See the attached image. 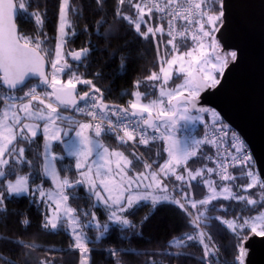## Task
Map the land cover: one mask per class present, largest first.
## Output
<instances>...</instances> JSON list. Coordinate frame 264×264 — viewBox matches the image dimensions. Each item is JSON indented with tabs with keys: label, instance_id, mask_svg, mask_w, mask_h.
Returning a JSON list of instances; mask_svg holds the SVG:
<instances>
[{
	"label": "snow or ice",
	"instance_id": "6c2138e0",
	"mask_svg": "<svg viewBox=\"0 0 264 264\" xmlns=\"http://www.w3.org/2000/svg\"><path fill=\"white\" fill-rule=\"evenodd\" d=\"M95 2L102 7L103 0ZM126 3L136 10L135 18L123 13L119 7L116 15L134 25L135 32L144 39L166 33L170 38L165 43L171 45V56L164 60L159 72H152L145 78L148 90L140 91L141 82L137 81V90L131 94L134 100H130L127 107H121L106 103L101 90L92 80L78 75L66 58L82 64L90 51L89 48H81L65 53L69 38L75 34L69 31L72 27L70 13L79 15L70 0H59L54 47L46 32L24 35L15 22L18 15H26L42 29L47 12L40 11V0H0V178H3L0 180V212L6 211L5 201L9 196L30 194L35 198L38 194L40 201L49 209L43 216L41 227L50 231L69 230L73 241L69 251H78V264H90V241L85 229L95 227L103 235L111 223L123 231L135 227L125 213L138 207L140 202L150 201L153 208L172 203L189 217L188 223L194 227L191 232L173 238L169 244L177 248L199 245L202 251L200 264H227V260L219 255L212 236L202 227L208 219L205 216L208 206L215 209L212 202L221 198L243 203L245 208L252 206L255 209L260 205L251 216L237 214L232 220L214 217L226 225L236 241L234 264H245L244 245L253 237L264 238V180L252 171L242 172L240 176L228 171L229 166H243L252 159L244 142L234 132L231 133L229 150L223 157H219V151L216 159L203 154L206 144L219 150L223 142L221 133L223 137L230 135L226 131L229 126L223 123L220 114L200 104L201 93L220 87L230 65L238 61V52H225L216 38L226 19V0H140L136 3L118 0L119 5ZM154 12L160 14L158 19L161 21L167 19V28L163 23L156 27L150 24ZM178 21L183 22L179 29ZM142 25L146 31L141 30ZM181 47L186 50L180 51ZM46 64H50V73L45 71ZM121 67L126 65L122 63ZM64 75L68 77L66 80L61 78ZM174 75L177 79L182 77V82L170 87L169 82L173 81ZM31 77H37L38 84L29 86ZM78 84L90 86L89 90L78 93ZM152 89H158V94ZM144 100L147 102H142ZM69 110L84 119L65 115ZM204 113H210L212 117L213 135L209 137L206 133L203 138H186L182 142L177 136L180 122H203ZM73 131L76 139L67 142L65 150L75 158L74 166L80 177L76 180L69 179L67 175L61 178L55 162L62 160L63 156L51 152V142L62 141L61 133L68 136ZM41 134L44 150L39 175L50 178L54 190H45L40 184L30 189V177L15 174L19 165L33 164L25 155V145L33 143ZM104 136L114 137L121 145L132 142L134 149L144 145L149 153L159 139L162 144L154 156L159 158L164 154L166 158L161 163L159 159L146 157L143 152L134 150L130 159L123 151H110L102 142ZM93 157L89 165V159ZM199 158L210 161L215 167L208 164L196 169L189 167V161L195 163ZM134 161L142 163L144 171L129 175L135 169ZM13 174L15 178L9 179ZM214 176L223 183H218ZM245 177L249 183H233ZM173 178L179 182L173 185V191L180 189L176 196L169 192V184L166 183ZM144 181L148 183L143 184ZM84 184L88 186L89 199L94 197L108 211L103 224L95 211L81 214L69 205L67 189ZM142 184L145 191H134ZM196 185L206 187L208 195L193 199L190 190ZM257 185L262 190L258 193L259 199L241 194V189L246 193ZM233 187L237 191L234 192ZM81 216L85 219L82 220ZM21 224L27 227L30 221L25 218ZM95 239L99 240L100 236ZM111 255L116 256L117 253L111 252ZM172 255L179 257L182 253ZM0 260L4 264H12L2 255ZM40 264L51 262L43 260Z\"/></svg>",
	"mask_w": 264,
	"mask_h": 264
},
{
	"label": "trees",
	"instance_id": "16d2710c",
	"mask_svg": "<svg viewBox=\"0 0 264 264\" xmlns=\"http://www.w3.org/2000/svg\"><path fill=\"white\" fill-rule=\"evenodd\" d=\"M70 4L79 11V15L70 13L72 27L69 31L75 34L69 38L65 53L81 48H89L90 51L82 64L72 61L67 56L66 58L78 75L84 79L92 80L93 84L101 90L105 102L127 107L129 101L133 99L131 94L137 88L136 82H141L140 91L148 90L145 78L152 72H159L161 64L171 56L170 45L165 43L169 37L166 33L164 35L158 33L155 38L150 36L148 39L139 36L133 25L121 20L116 15V9L119 7L123 13L133 16V8L128 7L127 3L119 5L118 0H103L101 7L96 4L95 0H70ZM40 5V11L43 13L46 10L47 12V19L42 29L26 15H18L16 23L24 35L35 36L46 32L47 36L51 38V46L54 47L59 0H40ZM160 23H163L167 28L166 20L161 21L157 15H154L150 21L153 27ZM141 30L146 31V27L142 25ZM168 50L170 52L167 56ZM185 50V47L180 48V51ZM114 55L115 58H113ZM122 57L125 59L122 60ZM122 63L126 67H121ZM35 82L38 84L37 81L33 83ZM89 87L78 84V93L82 94L84 91H88ZM38 90L40 89L38 88ZM152 91L157 90L152 89ZM211 124L210 120L197 124L199 132ZM102 142L110 149L123 151L126 156L132 159L131 154L134 150L129 146L121 145L114 137L104 136ZM161 144L162 141H156L151 146V153L142 145L140 152H143L146 157L159 159L162 163L166 158L164 154L159 158L154 156L155 152L160 150ZM43 150L44 141L43 136L40 135L33 143L25 145V155L33 161V164L19 165L16 170L15 174L30 177V189L36 184L43 187L53 185L50 178L39 175L42 172ZM51 151L63 156L62 160L55 162L61 178L67 175L71 180L78 179V174L73 167L74 161L64 154L61 144H54ZM210 152V149L204 146V156ZM134 164L135 169L132 173L144 171L142 163L134 161ZM203 164H208L211 167L203 158L197 159L195 163L189 161V167L193 169L199 168ZM250 166L256 173L253 163ZM243 171V169H233L230 173L240 176ZM15 174L8 178L14 179ZM2 179L0 178V180ZM166 183L169 184V192L173 196L180 192L179 188L173 191V185L179 183L174 178ZM233 183L236 185L246 184L248 179L245 177ZM193 184L195 185V182ZM258 187L259 185L250 190L254 191ZM190 191L192 198L196 200L203 198L207 193L201 185H196ZM67 192L70 194L69 205L76 208L79 213L95 211L99 222L101 224L106 222L108 211L104 207L96 205L93 197L89 199L90 193L84 185L67 189ZM212 203L215 205V209L209 205L206 212L208 219L202 225L203 230L212 236L213 242L219 248V255L227 260V264H234V257L237 254L235 251L236 241L226 225L214 217L220 216L224 220H232L237 214L251 216L259 210L260 205H257L255 209H252V206L245 208L243 203L223 199ZM5 204L6 211L0 212V255L11 261L12 264H40V261L43 260L50 261L51 264H78L80 258L78 251H69L70 245L73 243L70 231L67 229L50 231L41 227L45 210L44 203L38 196L35 198L30 194L9 196ZM91 205L96 207L93 208ZM221 205L227 211L218 210L217 207ZM190 211L196 212L194 209H190ZM125 215L135 227L121 231L118 225L109 223L108 232L103 235L94 228L87 230L90 241L88 244L90 264H153V262L154 264H200L202 251L199 245L177 248L169 244L173 238L179 237L185 232H191L194 227L188 223L189 217L175 204L163 203L153 208L151 203L140 202L138 207L129 210ZM145 217L148 219L145 220ZM25 218L30 221V225L27 227L21 224ZM81 219L85 218L81 216ZM96 233L100 236L99 240L95 239ZM5 240L11 242L6 243ZM17 241L21 243L17 244ZM189 244L191 245V242ZM33 245L34 247H31ZM111 252H116L117 255L113 256ZM177 252L182 255L179 257L172 255ZM0 264H4V261L0 260Z\"/></svg>",
	"mask_w": 264,
	"mask_h": 264
},
{
	"label": "water",
	"instance_id": "95a60500",
	"mask_svg": "<svg viewBox=\"0 0 264 264\" xmlns=\"http://www.w3.org/2000/svg\"><path fill=\"white\" fill-rule=\"evenodd\" d=\"M226 5L216 38L225 52H238V61L230 65L220 87L201 93L200 104L215 109L240 135L258 178L264 180V0H226ZM48 68L46 64V72ZM32 80L38 82L37 77ZM244 247L245 264H264V238L253 237Z\"/></svg>",
	"mask_w": 264,
	"mask_h": 264
},
{
	"label": "rangeland",
	"instance_id": "374dc122",
	"mask_svg": "<svg viewBox=\"0 0 264 264\" xmlns=\"http://www.w3.org/2000/svg\"><path fill=\"white\" fill-rule=\"evenodd\" d=\"M136 2H140L139 0L137 1V0H133V3H136ZM128 7H131V5H128ZM128 11V10H127ZM132 13H133V18H135V13H136V10L133 8L132 9ZM126 15H128V14H126ZM129 16H131V15H129ZM145 19L147 20V16H145ZM133 28H134V25H133ZM170 58V57H169ZM49 73L51 72V67H50V64H49ZM63 80H66L68 77H67V75H64V76H62L61 77ZM34 81L32 80L31 81V83H29V86H31V85H33V84H37L36 82L35 83H33ZM182 82V77L180 78V79H177L176 77H175V75H174V77H173V81H170L169 82V86L171 87V86H174V84H179V83H181ZM137 90V88L134 90V91H136ZM155 90H157L156 92H157V94H158V89H155ZM133 91V92H134ZM133 97V96H132ZM151 98V97H150ZM132 100H134V97H133V99ZM142 102H147V100H144V101H142ZM203 115V117H204V121L203 122H205V121H211L212 122V117H211V115H210V113H206V114H202ZM202 121H195V122H185V121H181L180 122V125H179V127H178V130H182V129H184L185 127H195V126H197V124H200V123H203ZM178 130H177V134H178ZM90 134V133H89ZM42 135V134H41ZM91 135V134H90ZM197 135H199V134H197ZM61 137H62V141H53V142H51V148H52V146L54 145V144H56V143H59V144H61V146L63 147V150H64V154L66 155V156H68V157H70V158H72L73 159V161H74V165H75V158L74 157H72V156H70V155H68V153H67V151L65 150V144L67 143V142H69V141H75V139H76V137H75V133H74V131L73 132H70L69 133V135L68 136H63V133H61ZM182 142L185 140V139H180ZM106 146V145H105ZM107 147V146H106ZM109 148V147H108ZM203 149H204V147H203ZM109 150L111 151L112 149H110L109 148ZM52 152V151H51ZM53 153V152H52ZM53 154H55V153H53ZM56 156H59V155H57V154H55ZM92 159H94V157L93 158H90L89 159V165H91V161H92ZM73 165V167H74V169H75V166ZM93 166V168L95 167L94 165H92ZM75 171H76V169H75ZM247 171H254L253 170V168H249L248 170H246V172ZM77 172V171H76ZM243 172H245V171H243ZM78 174V173H77ZM135 174V172H130L129 173V175H134ZM257 175V174H256ZM214 178V177H213ZM78 179H80V177H79V175H78ZM214 179H216L217 180V182L218 183H223V182H220L219 181V179L218 178H214ZM250 182V180H248V183ZM148 183V181H144L143 182V184H147ZM143 184L141 185V187L140 188H138V189H135L134 188V191H138V192H143V191H145V189H144V187H143ZM43 187V186H42ZM84 187H85V189L88 191V186H87V184H84ZM45 190H48V189H53L54 190V185H52L51 187H43ZM205 188V191L207 192L206 193V195H208V190H207V188L206 187H204ZM255 188V187H254ZM254 188H252V189H254ZM219 190V189H218ZM243 189H241L240 191H241V194H244V195H250V196H253V198H256V199H259V195H258V193L260 192V191H262L259 187H258V189H255L254 191L253 190H250L249 192H246V193H244L243 191H242ZM102 191V190H101ZM233 191L235 192V191H237V189L236 188H233ZM102 194L103 195H107L106 193H103L102 192ZM205 195V196H206ZM37 196H38V194H37ZM204 196V197H205ZM203 197V198H204ZM38 198H39V196H38ZM94 198V197H93ZM40 199V198H39ZM202 199V198H201ZM222 199V198H221ZM197 200H199V199H197ZM220 200V199H219ZM94 201H95V204L96 205H99V206H102V207H104V205L102 204V203H98L96 200H95V198H94ZM217 201V200H216ZM142 202H147V203H151L150 201H142ZM214 202V201H213ZM43 207H44V210H45V213H47L48 211H49V209H48V205L46 204V203H44V205H43ZM54 207V206H53ZM209 207V206H208ZM217 209L218 210H224L225 209V207H223V209L221 208V206H219V207H217ZM205 216L207 217V213H205ZM206 223V220L204 221V223L202 224V225H204ZM92 228H94V229H96L95 227H92ZM89 229V228H88ZM88 229H85V231L87 232V235L89 234V232L87 231ZM96 230H98V229H96ZM96 236H98V233H96ZM88 238H89V236H88Z\"/></svg>",
	"mask_w": 264,
	"mask_h": 264
},
{
	"label": "built area",
	"instance_id": "2783aa9c",
	"mask_svg": "<svg viewBox=\"0 0 264 264\" xmlns=\"http://www.w3.org/2000/svg\"><path fill=\"white\" fill-rule=\"evenodd\" d=\"M154 15H157L158 17H159V13H153L152 14V17H154ZM166 20V22H167V19H165ZM183 22H180V21H178L177 22V28L179 29L180 27H181V24H182ZM170 38V37H169ZM170 49H171V45H170ZM169 52H170V50H168L167 52H166V55L168 56L169 55ZM43 87V86H42ZM41 87V88H42ZM35 103H37V102H35ZM81 105H82V103H81ZM65 115H73L76 119H80V120H83L84 118L82 117V116H79L78 114H75V113H72L70 110L69 111H67V112H65L64 113ZM225 124V123H224ZM150 131V133H151V130H149ZM226 131H229L230 132V135L228 136V137H223V134L221 133L220 134V136L222 137V143H220V146H219V150L217 149V147H215V146H213V145H210V144H206V145H204L205 147H208L209 149H210V154H208L207 156H212L214 159H216V158H218V156H217V153H218V151H219V157H223L224 156V154L229 150V147H230V143H231V133L232 132H234L233 130H231L230 128H228V129H226ZM208 134V136L209 137H211L212 135H213V131H212V124L209 126V127H206V128H204L203 129V131H201V132H199V130H198V126H195V127H185L184 129H182V130H178V134H177V136H178V138L179 139H191V138H193V137H195V138H203L204 136H205V134ZM234 133H236V132H234ZM197 134H199V135H197ZM121 135H122V133H121ZM158 135V134H157ZM236 135L240 138V140H242L243 141V139L240 137V135L239 134H237L236 133ZM159 139H157V141H158ZM118 141V140H117ZM119 142V141H118ZM244 142V141H243ZM120 143V142H119ZM244 145H245V149H246V151H247V153L251 156V154H250V150H249V148L247 147V145L245 144V142H244ZM125 146H129L131 149H133V150H138L139 152H140V147L142 146V145H138V147H137V149H134V147H133V143L132 142H129L128 144H126ZM239 146V145H238ZM233 151V153H234V150H232ZM210 165H211V167H215V165L214 164H212L210 161H208V160H206ZM252 161V160H251ZM251 161H249L246 165H243V166H241V165H237L235 168H233V167H231V166H229V169H228V171L229 172H231V170H233V169H243L245 172H246V170H248L249 168H251V166H250V164H252L253 163V161H252V163H251ZM256 174V173H255ZM257 176V175H256ZM258 177V176H257ZM218 178V177H217ZM176 194V193H175ZM177 195V194H176Z\"/></svg>",
	"mask_w": 264,
	"mask_h": 264
},
{
	"label": "crops",
	"instance_id": "0c3cea01",
	"mask_svg": "<svg viewBox=\"0 0 264 264\" xmlns=\"http://www.w3.org/2000/svg\"><path fill=\"white\" fill-rule=\"evenodd\" d=\"M91 134V133H90ZM89 192V191H88Z\"/></svg>",
	"mask_w": 264,
	"mask_h": 264
},
{
	"label": "flooded vegetation",
	"instance_id": "af4514ba",
	"mask_svg": "<svg viewBox=\"0 0 264 264\" xmlns=\"http://www.w3.org/2000/svg\"><path fill=\"white\" fill-rule=\"evenodd\" d=\"M222 48V47H221Z\"/></svg>",
	"mask_w": 264,
	"mask_h": 264
}]
</instances>
